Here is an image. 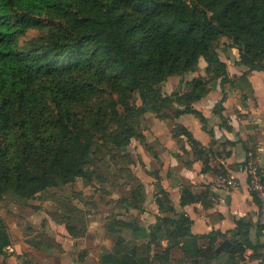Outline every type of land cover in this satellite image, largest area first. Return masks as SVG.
Listing matches in <instances>:
<instances>
[{"label": "trees", "instance_id": "obj_1", "mask_svg": "<svg viewBox=\"0 0 264 264\" xmlns=\"http://www.w3.org/2000/svg\"><path fill=\"white\" fill-rule=\"evenodd\" d=\"M29 30L38 35L20 43ZM221 39L237 51L236 66L264 71V0H0V196L31 199L58 183L90 178L85 169L93 165L106 171L94 162L97 148L119 154L131 139L142 140L136 129L144 106L159 119L169 117L162 112L168 108L177 109L174 118L194 115L205 129V118L192 105L214 82L229 79L218 53ZM201 61L205 76L197 74ZM187 74L193 76L184 93L162 95L168 77ZM101 87L115 94L107 103L97 95ZM134 95L142 107L133 103ZM175 129L182 164L190 166L191 154L208 167L207 151L186 128ZM99 141L104 143L95 147ZM115 158L110 156L113 176L135 182L126 206L142 212L144 186ZM180 192V207L203 201L188 186ZM158 193L165 216L156 218L155 229L147 232L115 217L105 226L116 236L106 264H238L246 248L264 253L249 242L241 221L227 251L214 253L213 232L199 245L186 213L169 216L174 212L168 193L159 186ZM78 222L55 221L74 238L88 227ZM126 231L146 242L131 243ZM10 245L0 217V258Z\"/></svg>", "mask_w": 264, "mask_h": 264}, {"label": "crops", "instance_id": "obj_2", "mask_svg": "<svg viewBox=\"0 0 264 264\" xmlns=\"http://www.w3.org/2000/svg\"><path fill=\"white\" fill-rule=\"evenodd\" d=\"M234 66L226 67L229 81L225 84L224 90L220 89L217 81L215 88L210 89L203 99L192 105L193 109H197L205 118V129L191 114H181L173 118L168 121L170 126H167L164 120L153 119L152 125L156 128L154 134L159 139L160 148L156 152L155 159L147 160L146 153L141 152V148H136L137 152L140 150L139 157L143 166L141 177L137 175L145 190L142 213L145 212L144 215L152 218L148 229H144L147 232L152 228L155 229L157 217L165 216L160 213L156 204L157 194L160 195L159 186L168 193L174 212L169 216L175 218V214L185 212L191 221L190 232L198 237L199 245L205 243L204 236L211 232L216 233L217 236L216 248L224 240L230 241V237L237 232V223L241 221L249 242L256 248H264V231L256 223L258 202L246 186L248 163L256 167L264 181V71L247 72L244 67H238L235 63ZM218 106L220 113L217 109L215 111ZM186 116L189 118H185ZM177 125L186 128L192 138L199 143V147L207 151L208 156L203 160L208 162V167L204 168L203 161L194 159L191 154L190 166L186 167L182 164L181 150L172 137ZM144 135L149 142V137L145 133ZM184 144L191 153L188 144ZM247 158H250L249 162H246ZM230 177L239 182L238 188L224 189L218 186L222 179ZM147 186L153 191L152 206L149 210L144 207ZM182 186H188L191 193L202 197L203 201L180 207ZM146 211L151 213L147 214ZM115 218L123 220L116 216ZM56 226H52L50 230L52 246H47L50 249L47 256L51 258L53 255L49 264H106L105 261L116 243L114 234L104 228L101 232L105 238L101 236L102 233L96 236L100 229L93 223L87 227L82 237L74 238L65 229L63 230L62 225ZM94 231L96 233H93ZM135 239L140 246L146 242L142 237ZM161 244L165 246L166 241H162ZM93 246L104 247L107 253L97 256L94 250H89ZM69 251L72 256L80 259V263L72 260ZM224 251L227 250L219 254ZM66 254L68 257L64 258ZM254 254L251 248H246L238 264H262L264 253Z\"/></svg>", "mask_w": 264, "mask_h": 264}, {"label": "rangeland", "instance_id": "obj_3", "mask_svg": "<svg viewBox=\"0 0 264 264\" xmlns=\"http://www.w3.org/2000/svg\"><path fill=\"white\" fill-rule=\"evenodd\" d=\"M37 35L38 32L35 30H29L20 38V43L34 38ZM227 45L228 41L226 39H221L218 45V53L220 59L229 65V67L231 66L233 68L235 67V60H238V53L235 49H228ZM203 68L204 65L201 61L197 70V74L200 76H205ZM192 76L193 75L187 74L185 76L177 75L168 77L161 84L162 95L169 96V94L173 92L184 93L187 89L185 82L191 79ZM228 81L222 84H220L219 81L221 90H224V86L228 84ZM216 83L217 82H214L211 89L215 88ZM97 95L99 100L104 102L115 96V94L111 93V90L109 91V89L105 87H101ZM133 103H135L136 106L142 107L137 95H134ZM144 108L146 112L138 119L139 127L136 129V134H141L143 136L142 140L139 138L131 139L130 144L123 148L119 154L112 148L107 149L105 146H99L101 142L104 143L103 141L97 142L95 147H99L97 148L98 152L94 162L104 166L106 171H102L93 165L85 169L90 173V178H76L73 183L66 185L58 183L57 186L51 187L31 199L19 198L11 192L0 196V217L4 221L11 239V245L7 247L6 255L0 258V264H49L50 260L52 261L53 255L51 258L47 256V253L50 251L47 246L51 243L52 238L50 236V230L52 226L57 227V224L54 223L55 221L63 222L66 219L67 223L75 226L77 224L76 220H79L78 224H85L86 226H91L95 223L100 229L97 233L96 231L93 232L96 233V236H98L99 233L101 235V231L112 221L111 218L115 216L129 221L141 229H148L149 225L152 223V218L150 219L148 215H144L145 212H141V214L138 210H128L126 206V200H128V202L131 200L130 191L135 182H133L131 178L130 180H124L113 176L115 167H113V162L110 160V156L115 155L116 162H119L120 165L127 169H131L135 176L138 175V177H141L140 174H142L141 170L143 166L139 157L140 150L137 152L138 147L141 148V152H144V154L146 153L147 160L152 158L155 159L156 152L160 148L158 145L159 139L154 134L156 128L152 125L153 119L164 120L166 121L165 124L168 126V121L174 118V113L177 109L168 108L163 110L162 112L169 117L166 119H159L152 113L150 106H144ZM82 109L83 106H78L80 114L83 112ZM195 110L198 111L197 109ZM119 111H121V109H119ZM185 118H189V116ZM144 133L149 137V142L146 141ZM179 138L186 142L185 136L181 135ZM106 151L110 152L109 156H103V153ZM107 170H109V172H107ZM124 171L126 170H123V172ZM137 179L140 181L139 178ZM146 195L144 207L146 210H149L152 206L153 197V191L149 186L146 188ZM79 210L80 214H78ZM146 213L150 214L151 212L146 211ZM125 233L128 235V240L131 243L136 242V239H134L130 231H126ZM101 236L105 238L103 233ZM95 247L96 248L93 246L89 248V250H94L97 256H102L107 253H105L107 250H105L104 247ZM68 254L70 257L72 256L71 251H69ZM68 254H66L64 258L68 257ZM74 255H76V253ZM72 260H76L78 261L77 263H80V259H77V256H72Z\"/></svg>", "mask_w": 264, "mask_h": 264}, {"label": "built area", "instance_id": "obj_4", "mask_svg": "<svg viewBox=\"0 0 264 264\" xmlns=\"http://www.w3.org/2000/svg\"><path fill=\"white\" fill-rule=\"evenodd\" d=\"M246 186L254 198L258 202V214L256 223L262 231H264V181L259 176L256 167L252 163H248L246 167ZM236 179H222L218 186L224 189H235L239 187ZM9 250V249H8Z\"/></svg>", "mask_w": 264, "mask_h": 264}, {"label": "water", "instance_id": "obj_5", "mask_svg": "<svg viewBox=\"0 0 264 264\" xmlns=\"http://www.w3.org/2000/svg\"><path fill=\"white\" fill-rule=\"evenodd\" d=\"M231 246V242L229 240H224L214 251L215 254H219L223 250H228Z\"/></svg>", "mask_w": 264, "mask_h": 264}]
</instances>
